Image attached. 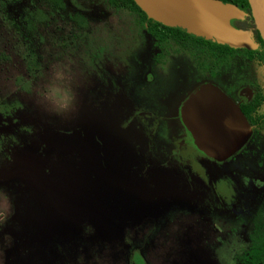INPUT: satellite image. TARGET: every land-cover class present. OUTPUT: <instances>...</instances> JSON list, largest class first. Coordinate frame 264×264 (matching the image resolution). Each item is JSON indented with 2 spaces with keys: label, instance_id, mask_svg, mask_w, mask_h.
<instances>
[{
  "label": "rangeland",
  "instance_id": "rangeland-1",
  "mask_svg": "<svg viewBox=\"0 0 264 264\" xmlns=\"http://www.w3.org/2000/svg\"><path fill=\"white\" fill-rule=\"evenodd\" d=\"M61 1L0 0V264H231L263 182L193 149L192 165L161 174L169 121L140 101L145 32L103 0ZM34 11L48 21L29 32ZM64 88L73 108L57 115Z\"/></svg>",
  "mask_w": 264,
  "mask_h": 264
},
{
  "label": "flooded vegetation",
  "instance_id": "flooded-vegetation-1",
  "mask_svg": "<svg viewBox=\"0 0 264 264\" xmlns=\"http://www.w3.org/2000/svg\"><path fill=\"white\" fill-rule=\"evenodd\" d=\"M237 8L242 11L244 15L241 19H232L231 25L236 29L244 31L257 45V50L261 44L258 41V31L253 21L250 8L248 7L249 12L243 7ZM36 12L41 11L28 12L27 15L29 16L30 14L32 16L35 15ZM74 17L75 15H73L70 20L76 28L80 29L73 21ZM31 21L33 20L31 19ZM47 21L48 19L46 17L42 25H45ZM26 22V27L28 28L30 19H26ZM85 22L87 27L86 19ZM180 32L184 35L177 34L178 40H176V36L170 37L165 44L160 41L159 37L154 38L145 34L150 43V54L146 57V64L143 62V71L141 73L143 84L140 86V101L146 99V101L154 105L163 103L161 105L163 107L165 106L164 113H166V118L169 121L165 129L166 143L163 145V148L158 151L159 153L156 157V162L161 165L159 167H162L159 171L161 174H173L175 169L177 171H182V167L184 168L187 163L192 165L189 155L192 149L202 154L194 146L190 133L181 121L180 107L192 92L202 85L209 84L222 92L239 108L251 132L247 143L236 155L227 161L218 163L207 157L215 165L219 166L229 160L233 161L238 175L244 165L235 162L233 158L242 152L251 154V152L255 150L254 146L251 144V139L255 129L253 123L264 111V78L262 76L264 73L258 74V71H253L250 75L241 73L240 58L236 52L237 50L244 49H232L227 45L217 44L213 41H207L203 38L185 34L182 31ZM225 47L232 51H227ZM168 56L169 58L172 57L174 60H179L181 65L179 68H173V71H170L169 74L164 73L162 76L161 70H163L164 67L162 61ZM164 79H172V81L165 83L162 81ZM178 89H182L184 92L178 98L176 102L177 105L171 107V104H168V102H170V99L172 100V98H175ZM172 110H174V112ZM150 116L153 117L152 115ZM157 116H160L161 119L164 120L163 122L167 121L162 115L159 114ZM202 155L205 156L204 154ZM147 169L151 170L152 166H148ZM258 206L256 207L257 209Z\"/></svg>",
  "mask_w": 264,
  "mask_h": 264
},
{
  "label": "water",
  "instance_id": "water-1",
  "mask_svg": "<svg viewBox=\"0 0 264 264\" xmlns=\"http://www.w3.org/2000/svg\"><path fill=\"white\" fill-rule=\"evenodd\" d=\"M150 20L185 34L227 45L256 50L242 30L231 25L244 15L235 5L220 0H132ZM259 36L264 42V0H247ZM180 118L194 146L222 163L247 143L251 132L239 108L212 85H202L182 103Z\"/></svg>",
  "mask_w": 264,
  "mask_h": 264
},
{
  "label": "trees",
  "instance_id": "trees-1",
  "mask_svg": "<svg viewBox=\"0 0 264 264\" xmlns=\"http://www.w3.org/2000/svg\"><path fill=\"white\" fill-rule=\"evenodd\" d=\"M7 2L17 0H5ZM46 3L52 5L55 9L63 10L64 5L61 0H45ZM222 2L235 5L237 7H243L249 12V5L247 0H220ZM105 5L111 10H122L128 14L136 17L140 28L145 32L147 36L159 37L160 41L165 44L167 39L175 37L177 34H182L175 28L165 27L153 20H150L146 15L135 5L132 0H103ZM83 20L81 17H74L73 21L81 30H85L86 22L83 25L78 24ZM28 25V31L34 32L38 25H42L46 20L45 15L41 12H36L35 15H30ZM31 19L33 21H31ZM85 20V19H84ZM82 23V22H81ZM257 34V32L255 31ZM184 35V34H182ZM258 41L261 46L257 50H237L238 57L240 58V71L250 75L253 71L264 73V43L261 37L258 36ZM179 38L176 36V40ZM227 51H232L225 47ZM163 50V48H162ZM264 78V75H262ZM264 97V93H263ZM255 126L254 135L251 139V144L254 146V152L247 153L242 152L233 158L235 162H239L244 165L243 168L252 171V178L254 176L263 182V190L261 194V200L257 209V213L251 222V226L246 234V246L240 251L235 253L232 258L231 264H264V111L253 123Z\"/></svg>",
  "mask_w": 264,
  "mask_h": 264
},
{
  "label": "clouds",
  "instance_id": "clouds-1",
  "mask_svg": "<svg viewBox=\"0 0 264 264\" xmlns=\"http://www.w3.org/2000/svg\"><path fill=\"white\" fill-rule=\"evenodd\" d=\"M60 73H61V69L59 67H57L56 68L57 77L60 76ZM42 95H46V98H47V94H42ZM73 100H74V94L71 91V89L70 88H64L63 102L60 103L57 106V108L55 109L56 114L62 115V114L69 113L73 108ZM7 210H8L7 197L5 194L0 193V223H2L4 221V219L6 218Z\"/></svg>",
  "mask_w": 264,
  "mask_h": 264
}]
</instances>
